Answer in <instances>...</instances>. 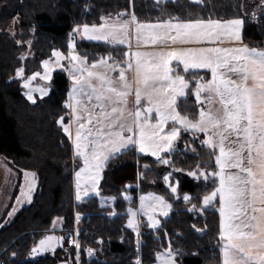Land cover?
<instances>
[{"label":"snow or ice","instance_id":"snow-or-ice-1","mask_svg":"<svg viewBox=\"0 0 264 264\" xmlns=\"http://www.w3.org/2000/svg\"><path fill=\"white\" fill-rule=\"evenodd\" d=\"M124 15L117 13V21L113 23L77 24L69 34L67 56L60 50L52 51L57 63L67 59L71 65L68 73L72 85L64 104L71 112L67 123L64 116H59L56 122L72 141L74 159L83 161V166L75 171L76 200L81 199V183L90 184L95 190L102 178L101 166L111 155L130 146L140 153H151L157 158L156 163L170 164L161 153L170 154L174 149V141L181 131L176 125H181L193 134L205 135L202 144L211 149L209 156L214 157L218 169L209 171L201 167L204 162L200 161L194 169L188 170L187 174L197 180L208 181L211 177L214 187L211 192L205 191L202 198L196 197L199 205L192 203L193 197L189 194H183V201L191 204L187 211L203 212L218 198L221 264H264V49L250 48L243 43L244 21L240 18L227 21L172 18L144 24L134 13L129 20H122ZM133 24L137 41L146 30L145 43L164 47L152 52H125L124 66L110 54L93 58L89 64L87 54L80 55L74 50L73 34L76 33L83 39L125 44ZM225 36L231 46L185 47L204 42L223 44ZM16 43L21 45L22 41ZM26 43L30 48L31 41ZM20 59H25V54ZM172 61L177 62L176 68L171 66ZM42 65L45 69L42 79L51 80L49 60L42 61ZM179 65L183 66L184 74L177 70ZM117 69L119 75L112 76ZM200 69L207 70L205 75L196 71ZM209 72L210 78H207ZM15 74L23 78L25 69L18 67ZM40 75L34 72L23 84L28 89L25 95L33 104L36 99L30 82ZM191 83L194 88L190 87ZM49 88L50 85L38 89L41 97L48 94ZM133 93L130 109L129 97ZM190 96L195 97L198 112H189ZM202 99L207 102L206 108L201 104ZM181 101L184 114L180 110ZM217 102L220 107L213 110L212 105ZM144 167L147 169L148 165ZM24 175L31 177L34 184L35 173L25 171ZM171 175L163 177L166 183ZM169 187L173 194L177 193V186L170 184ZM84 194L87 195V188ZM171 209L172 204L163 196L148 193L140 197L139 209L129 208L128 227L139 237L138 215L146 216L148 227L155 229L160 222L154 214L159 212L167 217ZM76 219L79 221V213ZM192 228L201 231L195 224ZM63 239L45 235L34 244L30 254L52 250L54 244ZM69 243L79 250L77 240L69 239ZM139 243L137 239L138 247ZM93 251L88 249L89 254ZM179 251L169 242L163 252L156 253V259L160 264H176L175 256ZM135 264L142 261L138 258Z\"/></svg>","mask_w":264,"mask_h":264},{"label":"trees","instance_id":"trees-1","mask_svg":"<svg viewBox=\"0 0 264 264\" xmlns=\"http://www.w3.org/2000/svg\"><path fill=\"white\" fill-rule=\"evenodd\" d=\"M255 7L245 0H0V158L17 173L20 183L25 171L34 172L38 179L31 204L23 207L10 224L0 225L2 264H76L75 246L66 240L54 255L34 258L30 250L51 231L58 218L63 223L61 234L72 229L78 213L80 264H135L138 258L142 264H155L156 253L163 252L169 242L174 250H180L176 255L179 264H221L217 203L203 212H188L191 204L182 199L187 193L193 197L192 203L199 205L196 197L202 198L205 191L211 192L214 187L212 179L196 181L187 174L200 161L204 162L201 167L218 170L214 157L209 156L211 149L202 144L204 134L182 131L178 148L162 154L171 162L167 165L156 163V157L138 154L134 148L116 155L106 164L99 185L102 197L116 199L113 209L100 207L97 197L79 205L74 198L73 183L74 173L82 162L74 159L71 140L56 122L59 116L65 117V123L69 119V110L64 107L69 93L67 73L56 71L50 94L33 104L24 94L22 79L15 70L18 67L26 70L27 65L31 69L26 70L27 77L40 72L42 61L52 58L53 49L69 51V34L77 24H100L104 21L102 16L134 13L140 22L152 23L172 18L179 21L242 18L263 29L259 19L250 21ZM30 39L33 40L30 55L22 60ZM17 40L22 44L18 45ZM77 44L90 62L109 54L117 61L126 60L124 49L90 42ZM188 104L189 112H198L193 96ZM183 108L181 101L182 114ZM194 135L195 140L191 139ZM185 139H191L188 142L193 149L183 147ZM144 165L148 168L144 169ZM168 173H173V183L178 182L175 195L163 179ZM128 185L138 186L129 190L134 206L140 194L146 193L161 195L172 204L171 213L159 229L151 230L143 220L139 238L127 228L129 204L123 194L127 193ZM193 224L201 231L194 230ZM90 248L94 250L91 254Z\"/></svg>","mask_w":264,"mask_h":264},{"label":"rangeland","instance_id":"rangeland-1","mask_svg":"<svg viewBox=\"0 0 264 264\" xmlns=\"http://www.w3.org/2000/svg\"><path fill=\"white\" fill-rule=\"evenodd\" d=\"M193 1L199 2L200 0H193ZM245 1L252 2V3H254L256 5V7L254 9V12H253V13H255V15H253V17L251 18L250 21H252V20L256 21V20L259 19V21H261L262 24L264 25V6H261V0H245ZM254 16H257V17L254 18ZM258 16H259V18H258ZM12 32H13V30H12ZM33 33L34 32L32 31V34ZM29 41H31V44H32L33 40L30 39ZM26 45L28 46V44H26ZM31 48H32V46L30 48L28 46L27 52L25 53V59L24 60L28 59V56L30 55ZM60 61H59V63H57L55 57H52L49 60V69H50V71L48 72V74L51 76V80L42 79V77L45 75V69H44V67L42 65L41 66V71H40L41 75L36 77V78H38V80H36V78H35L34 80H32L30 82V87L33 89L32 95H33V97L36 100L38 99V97L41 98V94L38 91L39 88H41V87H49V85H50V88H51L53 73L55 71L59 70V66H61ZM25 68H26V70L29 69L31 71V69L29 67H27V65H26ZM26 70H25V76L23 78L18 77V78L22 79L23 84L25 83V79L27 78ZM27 91H28V89L24 88V94ZM49 91H48V94H49ZM47 95H45V96H47ZM189 132H193V131H189ZM192 138L195 140L197 137H196V135H194V136H191V139ZM191 139L183 140L182 141L183 142V147H186V148L190 147L191 149H193L194 146H192V144H189V142H188V141H191ZM116 154H120V153H116ZM116 154L111 155L110 158L114 157ZM81 162L83 163L82 160H81ZM106 163L107 162H105L101 166V177L102 178L99 179L95 190L92 189L90 184L85 185L83 182L81 183V189H80L81 199L79 201L76 200L77 189L75 187L76 178L74 176V183H73V186H74V198H75V201H76L77 204L83 205V203L86 202L87 200L93 199V197H97L100 200V207H102L104 209L105 208H112L113 209V207H114V205L116 203V199L112 198V197H105V196L102 197L100 195V186L99 185H100V183H101V181L103 179V176H104L103 172L105 170ZM144 169H145V167H144ZM24 173L22 175L23 180L20 183L17 173L7 164V162L5 160L0 158V225L1 226H5V224H10L11 221H13L15 219V217L19 214V212L22 210V208L25 207V206H28L33 201L32 198H33L34 193L37 190L36 186H37L38 179H37V176L35 174V178H34L35 182L33 184L32 178L31 177L26 178ZM29 173H34V172H29ZM171 174L172 175L169 177V181L167 183L165 182L166 186L170 189V191H171V188L169 187L170 184L173 185V186H177L178 187V184L176 182L175 183L172 182V181H174L175 177L173 176V173H171ZM74 175H75V173H74ZM191 178H193V177H191ZM193 179L196 180V181L203 180L204 182H208L212 178L210 177L208 181H205L203 178H200L199 180H197L195 178H193ZM135 187L138 188V186L128 185L127 193H124L123 197H124V199H125L126 196L129 197V199H125L126 202L129 204L128 208L139 209L140 208V197L141 196H145L148 193L140 194L138 202H137L136 206H134L132 204L133 196H131V194L129 193V190L131 188H135ZM85 188H87V195L84 194ZM22 190H23V192H22ZM153 194H155V193H153ZM155 195H158V194H155ZM158 196H161V195H158ZM165 200L168 201L166 198H165ZM210 207H212V206H208L207 209H209ZM171 211H172V209L169 211V214L171 213ZM9 213H11V215H9ZM127 214H128V219L127 220H129V212ZM154 215H155V218L160 223L155 229L149 227L151 230L159 229L162 226V224H163V222L165 221V218H166L165 216L161 215L159 212L155 213ZM76 216H75V225H74V227L72 229H70L69 231L62 232L63 235L60 233L62 231V226H63L62 220L60 218L58 220H55V223H54L51 231L49 233H47V235H52L54 237H63L64 239L61 240V241L66 240L68 243H69V239H75V240H77L79 242V234L78 233H79V230H80L79 226L81 224V222H80L81 219H79V221H77ZM143 220L147 224L149 223L146 216L138 215L136 217V222H137V224L139 226L140 234H141V225L143 223ZM127 228L136 234V232L132 228L128 227V222H127ZM71 234L73 235V238H70ZM136 237H137V235H136ZM139 237H137V238H139ZM70 245L75 246L74 244H70ZM58 248H59L58 244L55 243L52 250H49V251H46V252H42V253H38V254H33V257L35 258L36 256L54 255ZM75 249H76L75 258H76V264H77V251H79L80 249L77 250L76 247H75ZM175 261H176V264H179L177 262V260H176V256H175ZM79 264H80V257H79ZM155 264H160V262L156 259Z\"/></svg>","mask_w":264,"mask_h":264},{"label":"crops","instance_id":"crops-1","mask_svg":"<svg viewBox=\"0 0 264 264\" xmlns=\"http://www.w3.org/2000/svg\"><path fill=\"white\" fill-rule=\"evenodd\" d=\"M131 15H132V13H129V14L124 15V17L122 18V20H129L130 17H131ZM240 19H242V18H240ZM116 21H117V16H114V17L105 18V20L102 23H104V22L113 23V22H116ZM243 21H244V24L242 25V29H241V34H242V37H243V43L245 45H247L248 47H250V48L264 49V37H262L263 34H264V27H263V29H259L256 24H252L251 23L252 24L251 25V24H249V22L247 23L244 19H243ZM173 22H175V21H173ZM140 23H144V24H157V23H160V22H156V23H152V22H140ZM249 25H251V26H249ZM171 34L174 35V32L171 33ZM136 35L137 34L135 32V25L134 24L131 25V27H130L129 36H128V42H126L125 44L112 45V44H109V43H107L105 41H96V40L83 39V38H81V35L79 33H76V34H73V42L75 44V49L74 50L76 52H78L80 55H83V53L77 47L78 46V44H77L78 42H85V43L86 42H90V43H94V44H98V43L99 44H105L107 46H111V48H113V49H117V50L124 49L128 53L134 52V51H141V52L159 51L161 48L164 47V45H162V44H152L150 42L145 43L144 38L147 36V31L146 30H144L142 32L141 39L139 41H137ZM222 39L224 41L223 44H209L208 42H204L201 45L191 44V45H185V47H212V46L228 47V46H231V44L229 43V38L228 37L225 36ZM129 45L131 47H129ZM67 53H64L65 56H67ZM88 62H89V64L91 63L90 61H88ZM111 62L112 61L110 60L109 63H111ZM60 64H61V66H59V70H57V71H60V70H65L66 71L67 77H68V80H69V87H68V92H69L71 90L72 79L69 76L68 69L71 67V65L69 64V60H67V59H61ZM121 66H124V61L121 62ZM171 66L174 67V68H176L177 67V62L176 61H172L171 62ZM177 70L180 72V74H184L183 73V66L182 65H179V67L177 68ZM196 71L199 72L200 75H205V73L207 72V70H204V69H200V70H196ZM111 75L114 76V77H117L119 75V70L117 69V71L111 73ZM207 78H210V72L208 73ZM36 80H38V78H36ZM49 90H51V88ZM41 98H43V97H41ZM133 99H134V93H133L132 96L129 97L128 107L130 109L133 107ZM193 99H195L194 96H193ZM201 104L205 108L207 107V102L204 101L203 99L201 101ZM212 107H213V110H215V109L219 108L220 105L217 102V103H214L212 105ZM68 110H69V113H70L71 112V109L68 108ZM152 115L154 117L155 116V113H153ZM153 122H155V121L153 120ZM176 126L181 129L180 134H181L182 131H185L181 125H176ZM72 130H73V134H74L75 125H73V129ZM165 131H167V128L165 129ZM180 136L177 138L176 141H174V149L171 152H174V150H176L178 148L177 147V142H178V139L180 138ZM71 144H72V141H71ZM131 148L136 149L137 153L140 154V155H144V156H148V157L152 156L151 153H140V152H138V150H137L136 147L130 146L129 149H131ZM72 151H73V148H72ZM126 151L127 150H124L121 153L126 152ZM162 154H163V152L161 153V156H162ZM116 155H118V154H116ZM110 159H108L106 162L108 163V161ZM81 166H83V163H82ZM215 203H217V205H218V198H217V201L214 202V204ZM63 242L64 241L58 242L57 243L58 246L61 247V245L63 244Z\"/></svg>","mask_w":264,"mask_h":264},{"label":"built area","instance_id":"built-area-1","mask_svg":"<svg viewBox=\"0 0 264 264\" xmlns=\"http://www.w3.org/2000/svg\"><path fill=\"white\" fill-rule=\"evenodd\" d=\"M125 15H126V14H125ZM123 17H124V16H123ZM123 17H122V18H123ZM122 18H121V19H122ZM70 238H73V235H72V234H71ZM75 238H76V237H75ZM0 264H2V261H0Z\"/></svg>","mask_w":264,"mask_h":264},{"label":"water","instance_id":"water-1","mask_svg":"<svg viewBox=\"0 0 264 264\" xmlns=\"http://www.w3.org/2000/svg\"><path fill=\"white\" fill-rule=\"evenodd\" d=\"M59 264H68L67 262H60Z\"/></svg>","mask_w":264,"mask_h":264}]
</instances>
